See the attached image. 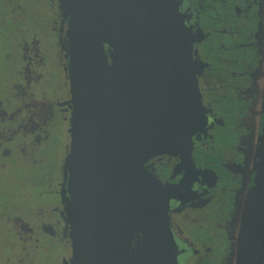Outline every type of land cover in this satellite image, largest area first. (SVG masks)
<instances>
[{
    "label": "flooded vegetation",
    "instance_id": "af4514ba",
    "mask_svg": "<svg viewBox=\"0 0 264 264\" xmlns=\"http://www.w3.org/2000/svg\"><path fill=\"white\" fill-rule=\"evenodd\" d=\"M168 1L191 44L205 122L191 160L166 154L144 167L175 189L178 264H227L264 128V0ZM68 31L61 0H0V264L71 257Z\"/></svg>",
    "mask_w": 264,
    "mask_h": 264
},
{
    "label": "water",
    "instance_id": "95a60500",
    "mask_svg": "<svg viewBox=\"0 0 264 264\" xmlns=\"http://www.w3.org/2000/svg\"><path fill=\"white\" fill-rule=\"evenodd\" d=\"M61 9L69 19L68 264H178L167 215L175 189L144 167L166 154L191 160L205 122L177 9L168 0H61ZM257 151L227 264H263L264 128Z\"/></svg>",
    "mask_w": 264,
    "mask_h": 264
}]
</instances>
